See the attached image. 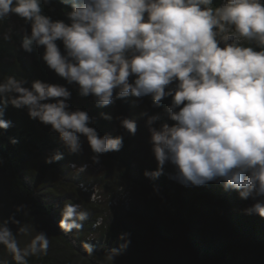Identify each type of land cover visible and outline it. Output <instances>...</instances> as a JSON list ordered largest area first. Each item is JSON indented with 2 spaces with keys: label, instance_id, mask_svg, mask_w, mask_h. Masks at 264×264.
Segmentation results:
<instances>
[{
  "label": "clouds",
  "instance_id": "1",
  "mask_svg": "<svg viewBox=\"0 0 264 264\" xmlns=\"http://www.w3.org/2000/svg\"><path fill=\"white\" fill-rule=\"evenodd\" d=\"M60 3L65 19L45 14V8L55 11V0H0V23L12 15L22 20L19 49L31 54L33 45L42 47L47 68L66 85H75L81 97H93L97 107L150 97V107L162 109L151 116L146 110L139 114L147 117L156 162L155 170H144L146 178L156 180L171 166L169 179L185 187L220 183L241 200L253 201L244 214L264 219V0ZM3 39L11 41L12 36L5 33ZM66 85L0 74V130L14 126L5 118L9 105L26 110L29 119L58 134L69 154H80L85 138L91 163L100 165L101 156L123 148L124 137L101 136L90 126L93 117L87 111L71 108L72 92ZM168 98L170 103L162 106ZM99 115L112 119L104 112ZM116 119L127 133L136 134L135 119ZM63 158V152L54 150L45 162ZM69 167L80 174L89 165ZM153 191L159 194L158 188ZM24 209L19 205L16 212ZM59 215L58 227L79 235L92 212L65 201ZM101 223L97 220L93 227ZM130 237L129 232L118 236L124 243L108 250V264H115ZM49 245L45 231L21 223L15 214L0 218V248L6 253L0 264H30V258L47 255ZM83 246L89 255L94 252L93 243Z\"/></svg>",
  "mask_w": 264,
  "mask_h": 264
},
{
  "label": "trees",
  "instance_id": "2",
  "mask_svg": "<svg viewBox=\"0 0 264 264\" xmlns=\"http://www.w3.org/2000/svg\"><path fill=\"white\" fill-rule=\"evenodd\" d=\"M44 11L53 19H65V6L60 0H55V11L47 8ZM22 24L15 15L0 23V74H15L29 82L41 79L66 85L41 59L42 47L33 45L31 54L19 49ZM5 33L11 34V41L3 39ZM57 43L63 49L62 43ZM66 86L72 92L71 108L87 111L93 117L90 126L101 136L123 135V148L119 152L101 156V164L109 172L99 181L116 184L118 188L128 185L134 195L129 203L123 202L111 209L91 203L76 186L87 178L73 177L66 172L69 163L87 160L91 163L89 154L86 156L83 151L69 154L50 126L29 119L26 110L9 105L5 118L12 120L14 126L7 132L0 130V157L3 158L0 218L15 214L21 223L33 224L48 234L47 255L30 258V264H108L105 254L124 243L118 239L122 232L131 233V243L115 258V264H264V219L243 212L253 203L251 199L241 200L236 191H226L215 182L185 187L169 179L171 166H166L165 173L156 180L143 175L145 169L155 170L156 162L152 156L144 164L139 161L138 131L135 135L127 133L116 118L135 119L136 113L145 110L149 116L160 112L162 109L150 107V97L140 103L129 97L101 108L95 105L93 97H81L75 85ZM169 103L170 98L162 101V106ZM101 112L112 119H102ZM160 122H164L163 118ZM9 138L17 143L12 144ZM82 140L88 144L85 138ZM54 150L63 152L64 158L46 163L45 158ZM154 187L159 189V194L153 191ZM59 190L61 194L66 191L70 194H63V202L80 203L92 212L79 235L65 233L58 227L62 204L52 201L57 199ZM19 205H25V209L16 212ZM97 220L103 223L93 228ZM90 235L94 239L88 241ZM85 242L95 246L91 255L83 246ZM3 255L6 253L0 248V256Z\"/></svg>",
  "mask_w": 264,
  "mask_h": 264
},
{
  "label": "rangeland",
  "instance_id": "3",
  "mask_svg": "<svg viewBox=\"0 0 264 264\" xmlns=\"http://www.w3.org/2000/svg\"><path fill=\"white\" fill-rule=\"evenodd\" d=\"M140 112L137 114L136 112V121H137V145L139 151H141L139 155V161L144 164L145 162L149 161V158L152 156L151 154V145L149 143V133L148 129L146 127V117H140ZM83 153H85L86 156L90 153L91 150L88 146V144L83 143ZM152 160V159H151ZM87 163L89 167L84 173L77 174L74 169L67 166L66 172L75 177V176H83L86 180L84 182L77 184L78 188L80 189L81 193H84L86 195V198L89 199V201L93 204L99 203L102 207H107L109 209L117 207L119 204H122L123 202L129 203L128 201L131 200V197L134 195L132 194L131 189L128 185H124L122 188H118L116 184H108L106 182H100V178L104 176L105 173H108L109 170L107 167H105L104 164L100 165H93L88 160L82 161L80 164L75 163L77 166H80L81 164ZM71 163H69L70 165ZM67 179H72L71 177H67ZM41 191H45L44 188L41 189ZM58 197L57 199H54L52 202H54L56 205L63 204V197L65 198V195H70L67 191L63 192L61 194L60 190L57 192ZM56 196V195H55ZM61 197V198H59ZM54 198V197H52ZM62 201V202H61ZM67 201V200H66ZM94 228V227H93ZM98 238V236H95ZM95 238V239H96ZM92 236H88V241L92 240Z\"/></svg>",
  "mask_w": 264,
  "mask_h": 264
}]
</instances>
